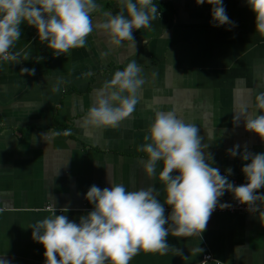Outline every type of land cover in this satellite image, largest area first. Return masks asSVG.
<instances>
[{"label":"crops","instance_id":"1","mask_svg":"<svg viewBox=\"0 0 264 264\" xmlns=\"http://www.w3.org/2000/svg\"><path fill=\"white\" fill-rule=\"evenodd\" d=\"M157 3L161 15L152 28L134 31L135 51L131 42L113 45L96 28L85 47L55 56L36 29L22 23L13 47L20 62L0 61V255L10 264H45L44 248L29 227L51 214L46 208L52 203L57 214L68 207L66 214L78 221L92 210L85 194L93 184L123 183L129 190L155 185L164 200L163 184L144 174L138 151L158 110L175 109L200 127L214 166L222 173L231 168L236 185L246 183L241 169L247 161L227 150L239 144L241 153L264 152V140L245 127L247 116L234 119L243 103L248 115L257 112L255 96L264 91V33L255 30L246 0H224L234 27L214 26L209 4ZM98 4L96 25L120 11L119 0ZM132 59L146 81L136 110L115 128H83L94 91ZM24 67L35 74L21 73ZM89 71L94 75L86 77ZM67 129L71 136L49 135ZM231 195L226 191L220 203ZM256 206L261 210L254 213L211 215L201 235L170 234L173 248L166 254L141 250L130 264H197L204 254L213 257L210 264H264V199Z\"/></svg>","mask_w":264,"mask_h":264},{"label":"clouds","instance_id":"2","mask_svg":"<svg viewBox=\"0 0 264 264\" xmlns=\"http://www.w3.org/2000/svg\"><path fill=\"white\" fill-rule=\"evenodd\" d=\"M196 3L212 6L214 26H235L224 0H196ZM246 3L254 15L255 30L264 33V0ZM119 4L120 11L106 13L104 22L96 25L92 13L99 7L98 0H0V61L20 62L13 47L22 35V23L34 27L39 40L46 42L55 56L85 47L96 28L104 29L113 45L131 42L135 51L134 31L151 29L153 21L161 15L157 0H119ZM20 71L35 74V68L24 67ZM141 72L135 59L115 71L94 91L93 103L83 115L81 126L86 129L119 126L136 110L146 83ZM53 90L60 88L56 86ZM255 101L257 112L248 115V105L243 103L234 119L239 121L247 116L243 119L246 129L264 140V91L256 94ZM199 132L200 127L182 119L175 109L158 110L138 151L144 153V174L163 184L164 200L159 199L155 185L129 190L123 183L112 182L104 188L96 184L89 187L85 199L93 207L78 221L66 214L68 207L57 214L52 203L51 214L29 227L32 238L44 248L45 264H130L141 250L166 254L173 248L167 240L170 234L201 235L212 212L217 207L230 206L220 203L226 191L248 208L264 199V193L257 191L264 188V152L241 153L239 144L227 150L231 157L247 161L241 169L246 183L236 185L229 180L231 168L222 173L214 166V158L205 151L209 145L202 143ZM49 135L71 136L72 131ZM166 206L171 209L168 215ZM3 211L0 208V213ZM0 264L10 261L0 255Z\"/></svg>","mask_w":264,"mask_h":264},{"label":"built area","instance_id":"3","mask_svg":"<svg viewBox=\"0 0 264 264\" xmlns=\"http://www.w3.org/2000/svg\"><path fill=\"white\" fill-rule=\"evenodd\" d=\"M230 206L228 208L225 209H221L219 207H217L213 212L212 215L215 214H248V213H254V212H258L259 209L256 206V202L255 205L253 207L248 208V206L246 204H241L239 201H237L233 195H231V200L229 202H227ZM47 211H51V208L47 207L46 208ZM171 210V209H169ZM213 261V257L210 254H204L201 256L200 260L198 261L197 264H210V262Z\"/></svg>","mask_w":264,"mask_h":264}]
</instances>
